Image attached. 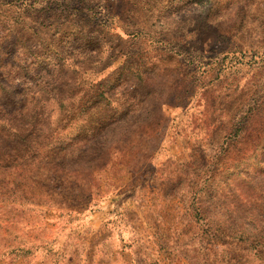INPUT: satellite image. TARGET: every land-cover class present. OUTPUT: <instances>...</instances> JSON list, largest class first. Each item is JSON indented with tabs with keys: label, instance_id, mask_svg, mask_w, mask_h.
<instances>
[{
	"label": "rangeland",
	"instance_id": "374dc122",
	"mask_svg": "<svg viewBox=\"0 0 264 264\" xmlns=\"http://www.w3.org/2000/svg\"><path fill=\"white\" fill-rule=\"evenodd\" d=\"M264 264V0H0V264Z\"/></svg>",
	"mask_w": 264,
	"mask_h": 264
},
{
	"label": "crops",
	"instance_id": "0c3cea01",
	"mask_svg": "<svg viewBox=\"0 0 264 264\" xmlns=\"http://www.w3.org/2000/svg\"><path fill=\"white\" fill-rule=\"evenodd\" d=\"M36 264H43L41 261H37V263Z\"/></svg>",
	"mask_w": 264,
	"mask_h": 264
}]
</instances>
